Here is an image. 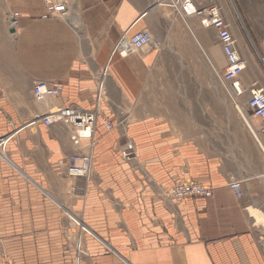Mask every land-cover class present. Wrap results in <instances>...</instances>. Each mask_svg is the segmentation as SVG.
Here are the masks:
<instances>
[{"label": "crops", "instance_id": "crops-1", "mask_svg": "<svg viewBox=\"0 0 264 264\" xmlns=\"http://www.w3.org/2000/svg\"><path fill=\"white\" fill-rule=\"evenodd\" d=\"M81 2L82 13L65 21L42 19L44 8L29 13L22 5L23 13H2L0 6V137L17 132L0 158V264L6 258L11 264H76L79 236V264H264V226L255 225L264 223V149L244 118L238 114L243 121L233 129L214 130L210 137L219 148L207 147L198 123L164 116L199 112L160 93L158 83L173 81V51L185 46L169 41V21L152 13L157 2ZM219 3L233 13L238 49L252 64L254 51L259 57L252 41L264 40V0ZM128 29L150 30L163 49L111 57ZM186 43L188 51L194 48ZM102 67V117L115 127L108 130L99 118L94 171L72 178L67 159L77 148L68 127L28 123L54 104L92 109ZM37 80L62 84V94L40 104L33 95ZM252 122L259 128L258 119ZM130 145L137 159L125 161L121 153ZM183 177L212 186L213 196L166 197V188ZM233 179L242 182L241 198Z\"/></svg>", "mask_w": 264, "mask_h": 264}, {"label": "built area", "instance_id": "built-area-1", "mask_svg": "<svg viewBox=\"0 0 264 264\" xmlns=\"http://www.w3.org/2000/svg\"><path fill=\"white\" fill-rule=\"evenodd\" d=\"M166 7L171 9L182 20L187 22L189 17L200 18L202 24L212 27L216 31V35L226 58L227 65L224 73L215 70V75L223 85L229 96L235 102L238 99L248 95L245 103L247 114L259 120V128L257 133L252 131L254 139L264 149V86L258 81H252L246 84L242 80V75L248 67V61L245 59L238 49V39L233 31L232 24L224 14L223 6L219 0H158ZM45 11L41 15L42 19L59 18L70 20L72 17V5L70 0H44ZM253 45L258 52L260 61L264 66V40L259 46L256 42ZM164 41L156 37L150 30L142 29L136 32L126 30L113 47L111 57L120 56L125 58L145 49L160 51L163 49ZM103 70L97 77V93L95 96V106L92 109H85L75 104H54L44 115L37 117L28 123L33 125L39 121L47 126L58 122L65 124L70 131V139L77 148L75 152L70 154L67 159V173L72 178H89L93 171L96 158V145L98 137L96 134L98 120L101 117L103 123L108 130L115 127L114 122L109 118L102 116V98L106 94ZM106 77V76H105ZM62 84H52L46 80H37L33 86V95L36 100H44L58 97L62 94ZM239 111V109H238ZM240 114H244L239 111ZM0 139V145H5L8 139ZM122 159L131 161L137 159L136 151L133 145L121 153ZM230 186L236 196L241 198L244 196L242 182L233 179ZM165 196L176 202L187 198L205 197L211 198L214 194L213 187L200 182L197 179L183 177L178 179L171 187L166 188ZM81 230H88L83 225ZM81 236H79L77 250L78 256L76 264H79L80 255L84 253L81 247Z\"/></svg>", "mask_w": 264, "mask_h": 264}, {"label": "rangeland", "instance_id": "rangeland-1", "mask_svg": "<svg viewBox=\"0 0 264 264\" xmlns=\"http://www.w3.org/2000/svg\"><path fill=\"white\" fill-rule=\"evenodd\" d=\"M70 1L72 2V16H74L75 13H82L84 9L83 2H81V0ZM155 2L157 3H154L152 7V13H158L162 18L166 19L170 23L172 34L169 37V41L182 42L186 48L173 51V57L174 59H177V61H175L174 64L170 67V74H172L173 81L158 83L157 85L161 86V88L159 89L160 93L166 96H168L169 94L171 96H174V99L180 104L181 102H183V104L190 105V107L196 106L198 107L197 111L199 112V114H196L194 112L190 114H168L164 116L169 117L172 121L179 124L183 121L184 118L188 121L198 123L199 127L202 129L199 137L202 138L201 141H204L207 144V147L218 149V143H213V141L216 140L213 137H210V135L214 133V130H217L221 126L228 129H233L237 122L242 123L243 120L238 115L240 113L236 108V103L232 100L224 87L222 85H219L215 80L214 68L217 69L218 72L224 73V69L227 65V62L223 61L224 54L223 52L221 53V46L219 44L216 31L212 27L203 26L200 18L192 17V24H194V26L198 28V36L204 44L203 47L206 49L203 50L202 47L197 43L198 41L194 37L186 22L158 0H155ZM22 5H24L25 8L23 10L28 9L30 11L29 13H41L43 11V8L45 11L44 0H19V7L17 8V5L14 4L12 0H0L2 13H23L21 7ZM224 14L228 17V19H230L232 28L237 37V31L235 30V26L233 23V13ZM184 30L187 31V34L185 35L183 34ZM186 42H189V44H191V42H194V48L189 49L188 51ZM256 44L258 46L260 45L259 43ZM148 50L149 49H145L143 51L147 52ZM204 51L206 54L204 53ZM207 52L211 54L210 59H213L212 63H210ZM253 54L255 59L252 64L248 65L246 71L243 73L242 80L246 84H250L252 81L258 80L264 86V66L257 56V53L254 51ZM104 67L101 68L99 74L104 69ZM186 74L189 75V78L190 75H194L192 81H189L187 83L178 81L179 76ZM169 86L172 88L171 91L167 89V87ZM185 86L191 87L192 91H184ZM247 99L248 95H245L244 97H241L239 99L236 97L234 98L235 101L243 105L245 112V103ZM192 100H194V103L192 102ZM37 101H39L40 103V100ZM219 111L222 113L219 114ZM133 118H135V115H132L131 119ZM250 119L252 121L254 120V118L252 117H250ZM255 127L257 126L255 125ZM16 133L17 132L14 133V131H10L6 135L0 137V139L5 138V141L8 139L5 145H0L1 159H4L5 152L8 153L7 145L9 143V140ZM3 153L4 157L2 156ZM6 264H11L8 258H6Z\"/></svg>", "mask_w": 264, "mask_h": 264}, {"label": "bare ground", "instance_id": "bare-ground-1", "mask_svg": "<svg viewBox=\"0 0 264 264\" xmlns=\"http://www.w3.org/2000/svg\"><path fill=\"white\" fill-rule=\"evenodd\" d=\"M192 17H189V18H187V22H188V27L190 28V30L193 32V35L194 36H196L197 35V33H196V26H194V24H192ZM203 25V24H202ZM204 26V25H203ZM196 34V35H195ZM196 38V40L198 41V39H197V36L195 37ZM200 42V41H199ZM140 52V51H139ZM139 52H136V53H139ZM135 54V53H134ZM59 97V96H58ZM237 98V97H236ZM235 105H236V108H237V110L239 109V111H241L243 114H244V116L241 114V116L244 118V121L246 122V124H247V128H248V130L250 131V133H251V135H252V131L254 132H258L257 131V128L255 127V125L253 124V122L250 120V118H249V116L246 114V112L244 111V107H243V105H241V103L239 104L237 101H235ZM245 110H246V106H245ZM238 111V112H239ZM252 130V131H251ZM258 134V136L260 137V135H259V133H257ZM253 136V135H252ZM261 138V137H260ZM203 198V197H202ZM256 226H259V225H263L264 226V223H262V224H260L259 222H257L256 224H255Z\"/></svg>", "mask_w": 264, "mask_h": 264}, {"label": "water", "instance_id": "water-1", "mask_svg": "<svg viewBox=\"0 0 264 264\" xmlns=\"http://www.w3.org/2000/svg\"><path fill=\"white\" fill-rule=\"evenodd\" d=\"M11 31H12V32H14V31H15V29H11Z\"/></svg>", "mask_w": 264, "mask_h": 264}]
</instances>
